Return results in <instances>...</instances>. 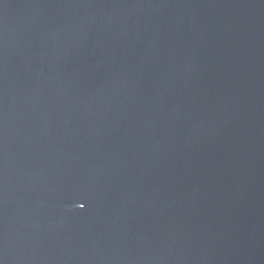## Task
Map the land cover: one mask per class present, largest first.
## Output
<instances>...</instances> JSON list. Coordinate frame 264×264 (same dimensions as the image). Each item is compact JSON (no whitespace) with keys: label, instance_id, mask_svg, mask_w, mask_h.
<instances>
[{"label":"water","instance_id":"obj_1","mask_svg":"<svg viewBox=\"0 0 264 264\" xmlns=\"http://www.w3.org/2000/svg\"><path fill=\"white\" fill-rule=\"evenodd\" d=\"M0 264H264V0H0Z\"/></svg>","mask_w":264,"mask_h":264}]
</instances>
